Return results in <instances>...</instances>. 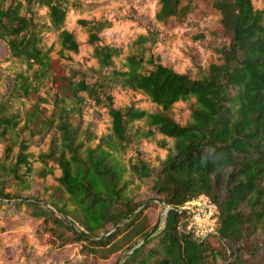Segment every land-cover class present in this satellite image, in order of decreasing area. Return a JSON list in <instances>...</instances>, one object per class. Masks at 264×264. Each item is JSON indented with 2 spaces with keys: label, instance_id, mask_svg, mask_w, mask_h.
Listing matches in <instances>:
<instances>
[{
  "label": "trees",
  "instance_id": "16d2710c",
  "mask_svg": "<svg viewBox=\"0 0 264 264\" xmlns=\"http://www.w3.org/2000/svg\"><path fill=\"white\" fill-rule=\"evenodd\" d=\"M0 48V264H264V0H0Z\"/></svg>",
  "mask_w": 264,
  "mask_h": 264
},
{
  "label": "built area",
  "instance_id": "2783aa9c",
  "mask_svg": "<svg viewBox=\"0 0 264 264\" xmlns=\"http://www.w3.org/2000/svg\"><path fill=\"white\" fill-rule=\"evenodd\" d=\"M179 208L186 211L181 228L191 232L196 239L203 240L216 231L218 207L209 196L201 194Z\"/></svg>",
  "mask_w": 264,
  "mask_h": 264
},
{
  "label": "rangeland",
  "instance_id": "374dc122",
  "mask_svg": "<svg viewBox=\"0 0 264 264\" xmlns=\"http://www.w3.org/2000/svg\"><path fill=\"white\" fill-rule=\"evenodd\" d=\"M5 51L0 48V55L4 54ZM150 197H159L155 194L147 193ZM156 201L158 204L151 206L146 211V216L150 218L152 222H156V224L162 227L165 223V215L163 214V205L161 202L157 200H152L151 202ZM80 246L75 244H69L64 252L61 253H52L50 259L53 260V264H84V263H91L87 261L82 253H80ZM90 259V258H89ZM120 261L118 258L117 262ZM115 263V264H116ZM48 264V261L45 262Z\"/></svg>",
  "mask_w": 264,
  "mask_h": 264
},
{
  "label": "water",
  "instance_id": "95a60500",
  "mask_svg": "<svg viewBox=\"0 0 264 264\" xmlns=\"http://www.w3.org/2000/svg\"><path fill=\"white\" fill-rule=\"evenodd\" d=\"M152 200H157V201H159V202H161L162 203V205H163V214L165 215V218H166V216H167V212H168V210L170 209V206L169 205H167L166 204V202H164L163 201V199L161 198V197H150L149 199H147L134 213H136V212H138V211H140V210H142L149 202H151ZM58 212L59 213H61L59 210H58ZM116 229L114 228V229H112V230H110V231H108L107 233H105L103 236L104 237H106V236H109L110 234H112L114 231H115ZM153 234V230H151L150 232H149V234L147 235V236H145L143 239H141L136 245H134V247L132 248V249H130V251H132L135 247H137V246H140L143 242H145L147 239H148V237L150 236V235H152ZM129 251V252H130ZM84 264H92V263H84ZM116 264H119V262L118 263H116Z\"/></svg>",
  "mask_w": 264,
  "mask_h": 264
}]
</instances>
